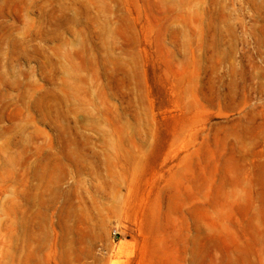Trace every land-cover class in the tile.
<instances>
[{
  "label": "rangeland",
  "instance_id": "rangeland-1",
  "mask_svg": "<svg viewBox=\"0 0 264 264\" xmlns=\"http://www.w3.org/2000/svg\"><path fill=\"white\" fill-rule=\"evenodd\" d=\"M0 264H264V0H0Z\"/></svg>",
  "mask_w": 264,
  "mask_h": 264
}]
</instances>
